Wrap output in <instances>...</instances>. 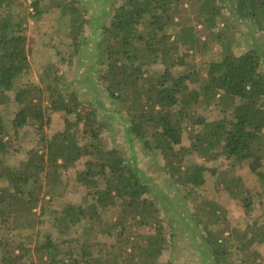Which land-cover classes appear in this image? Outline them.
I'll list each match as a JSON object with an SVG mask.
<instances>
[{
  "label": "trees",
  "instance_id": "1",
  "mask_svg": "<svg viewBox=\"0 0 264 264\" xmlns=\"http://www.w3.org/2000/svg\"><path fill=\"white\" fill-rule=\"evenodd\" d=\"M19 6L18 0H0V264H168L160 258L170 236L151 194L152 180L110 147L100 111L86 107L53 65L46 70V88L34 81L18 84L31 75L26 16ZM34 6L39 14L57 7L70 18L78 55L90 20L73 1L34 0ZM185 10L202 26L207 46L208 41L218 42V57L204 66L188 60L204 45L185 20ZM111 13L97 42L99 77L129 121L127 135L161 154L171 184L183 186L185 197L195 202L191 218L201 228L212 264L227 262L231 247L242 253L241 264H262L253 246L264 243V51L251 46L237 53L239 37L231 27L239 20L264 32V0H123ZM151 63H161L163 69L144 68ZM176 67L182 71L174 72ZM14 89L19 105L11 120L15 133L33 126L44 145L29 149L28 157L16 164L5 159L12 139L1 109ZM207 110L218 112L212 117ZM52 112L61 113L65 124L47 136ZM191 155L203 162L187 164ZM223 157L227 168L208 164ZM81 160L84 168L76 180L87 195L83 202L58 207L63 174ZM241 167L251 170L259 194L238 173ZM209 171L216 186L238 199L246 214L256 204L262 208V219L226 236L220 226L227 223L226 211L205 196ZM164 197L170 200L168 194ZM42 224L55 228L58 238L50 231L39 239L36 230ZM101 233L116 238L115 250L99 241Z\"/></svg>",
  "mask_w": 264,
  "mask_h": 264
},
{
  "label": "rangeland",
  "instance_id": "2",
  "mask_svg": "<svg viewBox=\"0 0 264 264\" xmlns=\"http://www.w3.org/2000/svg\"><path fill=\"white\" fill-rule=\"evenodd\" d=\"M18 1L21 4V7L19 6L20 10L26 16L25 33L28 36L31 65V75L20 78L18 84L34 81L46 88L48 85L46 70L52 65L55 68L57 67L56 71L65 75L68 88L77 91L83 104L88 108H96L105 118L107 131L104 134L109 140L110 147L118 148L132 164H137L138 167L142 168L150 176L153 186L158 188L156 191L152 186L154 191L151 194L157 198V203L162 208L163 223L170 236L169 247L160 260L168 264H212L214 262L213 256L202 245L204 241L201 239V228H197L196 222L191 218L195 202L185 197L186 189L183 186L171 184L170 176L164 170V159L161 154L146 149L143 143L137 139L132 138L131 140L129 138L127 135L129 121L126 115L118 112V105L109 98L104 84L100 80L99 69L101 64L98 61L99 45H97L100 29H102L105 22L110 20L113 7L122 3L123 0H66L68 2L73 1L74 6H77L85 18L90 20V23L85 25L86 42L78 55L72 45L70 36V18L63 16L59 8L51 6L43 13L29 14L26 5L21 0ZM104 10H107V13ZM2 14L4 12H0V15ZM227 14L230 15L228 12ZM184 16L185 20L189 22L188 25L192 24L194 26L195 35L199 39L202 38L201 43L204 45L198 53L191 52L194 56L189 57L188 60L196 62L199 66H204L205 61L218 57V42L208 41L207 46L205 44L206 33H204L202 26L198 25L194 14L185 10ZM235 21L231 27V31L234 30L239 37V44L235 47V51L242 53L251 46L261 47L264 51V32L249 28L239 20ZM218 26L223 27V23H219ZM175 30L178 31L179 28H175ZM184 51L185 48L180 45L179 53L182 54ZM144 68H147L150 72H155L161 71L163 65L161 63H151L144 65ZM260 69L264 73V60ZM180 71H182L181 67L174 69L176 73ZM16 90L14 89L9 93L10 101L1 108L11 128L12 147L5 154V159L6 162L12 164L27 158L29 149H43L44 146L40 141V134L33 126L19 128L15 133L11 120L15 117L19 108L14 100ZM47 93L46 90L45 95ZM217 112L216 110H207L206 114L215 117ZM64 124L61 113L52 112L51 122L45 127L44 132L47 136H52L58 130L63 129ZM188 143L189 140L185 137L184 144ZM187 161V164L203 162L201 158L195 155L189 156ZM84 162V160H81L72 169L64 172L65 186L60 189V196L55 204L58 207H64L67 202L80 203L84 201L88 190L76 180V173L79 169L84 168ZM208 164L222 170L228 167L229 162L223 157ZM238 173L244 178L246 184L254 189L253 194H259L257 188L259 183L252 175L251 170L241 167ZM206 175L207 184L204 187L206 198L219 202L226 211L227 223L220 225L226 228V236H230L229 234L233 228L242 230L248 223L256 219H262L263 210L257 204L249 215L246 214L242 203L238 199L233 198L226 190L216 186L215 175L210 171ZM164 193L169 195L170 200L164 197ZM152 195L150 196L153 197ZM172 203L175 204L172 205ZM50 231H52L55 238H58L59 232L49 224L40 225L36 230V234L39 239H43ZM98 239L110 249L115 250V237L101 233ZM253 248L261 253L260 261L264 264V243L257 244ZM230 252L226 254L228 261L221 264H241L242 253L234 247L230 248Z\"/></svg>",
  "mask_w": 264,
  "mask_h": 264
},
{
  "label": "built area",
  "instance_id": "3",
  "mask_svg": "<svg viewBox=\"0 0 264 264\" xmlns=\"http://www.w3.org/2000/svg\"><path fill=\"white\" fill-rule=\"evenodd\" d=\"M25 5L26 8L29 12V14H35L36 13V9L34 6V0H21Z\"/></svg>",
  "mask_w": 264,
  "mask_h": 264
}]
</instances>
